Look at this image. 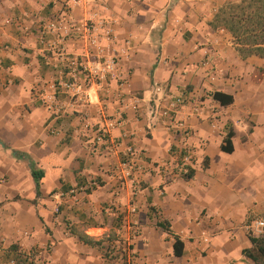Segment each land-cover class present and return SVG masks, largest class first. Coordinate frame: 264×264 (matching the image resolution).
<instances>
[{
    "label": "crops",
    "instance_id": "obj_1",
    "mask_svg": "<svg viewBox=\"0 0 264 264\" xmlns=\"http://www.w3.org/2000/svg\"><path fill=\"white\" fill-rule=\"evenodd\" d=\"M71 1L0 0V264L20 253L44 264H105L108 237L133 201L131 184L117 183L113 173L128 147L144 167L136 171V264H255L244 252L253 247L249 224L264 220V59L242 58L228 31L212 26L217 12L238 0H79L74 24L114 21L111 50L120 57L127 106L110 80L106 91L89 88L85 104L60 93L68 114L57 116L38 100L59 77L40 27L63 18ZM68 48L81 52L72 41ZM216 92L234 103L222 106ZM183 93L205 105L202 117L189 121L194 135L187 141L160 120ZM102 108L110 116L124 110L125 124L111 144L93 145L84 125H98ZM230 132L234 151L226 154ZM186 145L196 154L191 179L176 169ZM173 170L174 177L159 172ZM95 179L100 189L69 196ZM176 239L185 246L182 257L174 254Z\"/></svg>",
    "mask_w": 264,
    "mask_h": 264
},
{
    "label": "built area",
    "instance_id": "obj_2",
    "mask_svg": "<svg viewBox=\"0 0 264 264\" xmlns=\"http://www.w3.org/2000/svg\"><path fill=\"white\" fill-rule=\"evenodd\" d=\"M64 8V17L55 18L40 27V42L46 52L51 55V66L58 71L59 77L52 85V92L47 94L40 92L38 100L48 111L59 116L66 113V105L59 100L60 93L69 98L79 97L82 103L89 102L87 91L95 87L98 90L106 91L110 87V80H115L119 84V103L123 109L126 108V100L121 92V88L126 85L119 72L120 57L113 53L111 47L116 43V29L114 21L109 19L91 18L80 24H74L70 20V13L74 5L80 3L79 0L71 1ZM72 41L81 47V52L75 54L69 51L68 44ZM127 46L130 42L126 43ZM206 62L205 66H210ZM74 105V104H73ZM204 103L195 97L183 93L172 99L168 106L160 113V120L167 133L181 138L185 141L193 137V129L189 126V121L193 118H201L204 112ZM71 107H73L71 105ZM137 109V108H136ZM101 122L92 126L89 123L84 125L86 136L93 145L111 144L112 132L122 128L124 122V110H120L115 116H110L106 108L100 110ZM52 133H55L54 131ZM93 136V137H92ZM196 161L194 150L186 145L181 155V163L177 172L179 176L187 177L191 174L192 166ZM144 167L138 164L131 147L126 149L124 160L113 170L119 184H131L133 188V201L123 211V220L116 229L115 236H109L107 240L106 252L104 256L105 264H136V243L141 236V227L135 220L139 213L136 203V193L140 189V180L136 178V171L143 170ZM168 177H174L176 170L172 172H162ZM101 188V182L97 179L71 188L69 196L77 198L81 194L95 191ZM59 213V208L56 210ZM248 232L255 237H264V220H253L248 228ZM209 242L207 237L203 240ZM17 257L20 259L17 260ZM10 260V264L26 263L44 264L39 260L29 259L20 253ZM31 257V256H30Z\"/></svg>",
    "mask_w": 264,
    "mask_h": 264
},
{
    "label": "trees",
    "instance_id": "obj_3",
    "mask_svg": "<svg viewBox=\"0 0 264 264\" xmlns=\"http://www.w3.org/2000/svg\"><path fill=\"white\" fill-rule=\"evenodd\" d=\"M215 29H225L232 36L234 45L239 55L244 58L258 57L264 59V0H238L234 3H228L221 8L215 15L212 23ZM214 101L222 106H230L234 103V98L223 93H214ZM234 134L230 132L224 140L222 151L231 154L234 151ZM38 191L40 178L33 171ZM193 171L185 179H191ZM1 206V203H0ZM160 226L169 231L170 227L164 223ZM81 239L91 244L88 236H82ZM252 248L246 250L244 255L251 259L255 264H264V238L250 237ZM184 244L176 239L174 244V254L176 257H182L184 254Z\"/></svg>",
    "mask_w": 264,
    "mask_h": 264
}]
</instances>
